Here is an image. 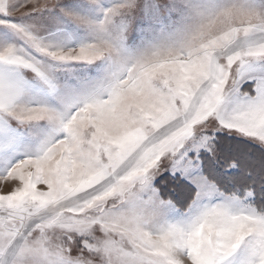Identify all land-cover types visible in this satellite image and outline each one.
<instances>
[{"label":"snow or ice","instance_id":"snow-or-ice-1","mask_svg":"<svg viewBox=\"0 0 264 264\" xmlns=\"http://www.w3.org/2000/svg\"><path fill=\"white\" fill-rule=\"evenodd\" d=\"M0 264H264V0H0Z\"/></svg>","mask_w":264,"mask_h":264}]
</instances>
